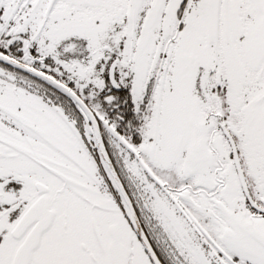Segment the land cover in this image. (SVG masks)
Listing matches in <instances>:
<instances>
[{"label": "snow or ice", "instance_id": "1", "mask_svg": "<svg viewBox=\"0 0 264 264\" xmlns=\"http://www.w3.org/2000/svg\"><path fill=\"white\" fill-rule=\"evenodd\" d=\"M0 264H264V0H0Z\"/></svg>", "mask_w": 264, "mask_h": 264}]
</instances>
